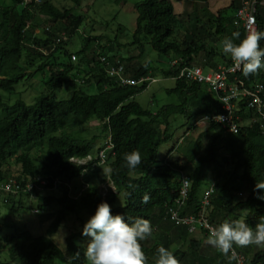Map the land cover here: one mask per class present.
<instances>
[{
    "label": "trees",
    "instance_id": "trees-1",
    "mask_svg": "<svg viewBox=\"0 0 264 264\" xmlns=\"http://www.w3.org/2000/svg\"><path fill=\"white\" fill-rule=\"evenodd\" d=\"M10 1L0 0V89L12 92L21 80L32 76L22 64L25 57L28 65L39 61L35 72L49 74L45 84L50 92L37 97L32 105L23 100L12 105L0 102V183L13 178L5 169L13 158L22 170L21 175L15 177L18 180L23 176L34 180L40 176L49 180L58 178L63 183L58 187L62 191L58 198L61 209L45 235L35 236L27 229L16 227L11 235L3 237L0 227V254L5 249L9 254V262L2 264H88L84 254L89 243L85 242L84 226L66 238L65 251L57 246L53 236L70 214H78L81 210L95 214L101 202L112 206L121 192L124 193L125 204L111 208L112 214L124 216L129 223L137 218H147L153 227V235L141 242L148 264H155L160 246L170 249L181 264H233L231 252L225 255L216 249L214 255L206 253L203 239L208 236L202 231L190 234L186 228L175 226L167 217V205L175 203L182 174L190 167L191 172L187 176L191 186L183 215L201 211L203 197L214 185L210 205L206 208L210 223L216 227L225 220L240 219V212L246 209L245 221L254 228L264 216V200L258 199L264 196V190H256L257 183H264V129L260 122L247 118L258 120L259 116L248 111L245 101H241L237 115L241 116L244 124H240L237 133H228L216 124L210 125L197 138L191 137L187 142L181 164L179 159H170L175 148L169 150L162 160L158 159V153L161 146L174 137L171 118L184 116L188 120L187 132H191L194 124L205 115L221 112L217 95L207 86L177 77L181 68L195 65L201 54L205 55L206 63L198 66L206 71L230 64L229 56L223 54L221 41L233 39L239 43L246 36L242 26L235 24V15L241 6L237 0L216 14L202 7L177 15L170 0H145L136 5L138 16L133 44L141 48L138 60L144 56L145 39L159 54L174 56L180 62L161 73L163 78L175 79V87L167 89V93L176 96L178 103L165 105L155 113L135 100L148 88L149 82L121 86L107 75L105 65L100 63L98 56H108L107 53L91 57L87 55L86 47L79 53L66 49L72 35L83 24V15L75 14L71 9H60L51 0H43L41 4ZM72 2L78 6L82 0ZM256 8L258 30L264 31V6L257 5ZM49 22L64 24L69 38L55 49L53 45L58 32L43 26ZM181 28L185 32L179 36ZM37 29L39 34H36ZM233 34H238V37ZM260 46L264 48V40ZM62 55L68 61H60ZM73 55L76 61H72ZM112 57L120 58L127 75L136 80L153 77L150 61L140 64L137 60L134 64V57L119 54ZM243 79L250 87L256 83L264 84V69L244 75ZM77 81L83 89H76L68 99H57V90ZM90 85H95L96 93L84 90ZM93 121L101 124L106 138L110 137L114 146L108 154L109 171L103 181L100 180V173L104 167L91 170L93 162L79 166L70 161L73 157L96 156L105 148V144L97 147V137L83 139L68 132V129L73 130ZM35 150H40V153L33 158ZM133 150L141 153L142 163L135 171H129L124 166L123 157ZM210 168L214 170L215 182L211 181L209 187L203 190ZM106 180L113 183L117 193L103 195L100 186ZM75 181H78L77 184L81 181L90 184L78 200L69 196L70 189L66 184ZM40 192L34 193L40 197ZM145 194L150 197L146 204L142 202ZM24 195L29 194L20 197ZM14 198L10 197L6 203L12 212L17 210ZM40 199L39 213L46 211L51 200ZM176 243H182L181 247L173 251L171 246ZM244 249L233 248L245 257L246 264H264V250L250 258Z\"/></svg>",
    "mask_w": 264,
    "mask_h": 264
},
{
    "label": "rangeland",
    "instance_id": "rangeland-1",
    "mask_svg": "<svg viewBox=\"0 0 264 264\" xmlns=\"http://www.w3.org/2000/svg\"><path fill=\"white\" fill-rule=\"evenodd\" d=\"M53 4L60 9H71L73 13L78 15H83L85 20L79 30L68 38L67 30L65 25L58 23H44V28H50L51 31L57 33L58 36L66 33L67 40L70 41L66 49L71 53H79L83 48H87V55L93 56V54L100 55L101 52L108 54L109 57L119 54L123 57H134V64L137 63L138 55L141 52V48L138 44L134 43V33L136 29L137 22V10L136 5L145 0H82L80 5H75L72 0H51ZM174 3L175 0H173ZM201 2V0H198ZM233 0H207L202 1L204 3H184V5H176V11L181 12V15L186 11L188 13L198 10L199 8L206 7V9L216 14L220 9L228 7L231 5ZM242 0H237L239 6ZM6 3H11L10 0H5ZM210 2V5L208 4ZM195 4V5H192ZM197 8V9H195ZM184 9V10H183ZM195 9V10H194ZM201 13V12H200ZM180 15V14H177ZM195 17V16H194ZM187 20L186 16L184 17ZM42 19V17H41ZM37 31V30H36ZM185 29H180L178 32L179 36L184 35ZM145 53L144 56L139 59L140 64H144L150 61L152 66V75L157 81L150 83L148 88L142 93L135 97V100L141 104L144 108L149 109L152 112H157L165 105L176 104L178 99L174 95H169L167 89H172L176 85V81L173 78H163L162 70L171 67V62L175 59L174 56H164L156 52L149 41L144 39ZM99 58V56H98ZM60 61H68L67 57L62 55L59 59ZM38 60L34 65H28L25 57L22 60L23 66L26 68L27 73L31 74V77H26L21 80L19 84L15 86V90L12 92H6L0 89V102L5 104H14L18 100H23L28 105L35 103L36 98L49 93V89L46 86V80L48 79V73L41 74L37 73L36 65ZM205 55L201 54L196 60L195 65L205 64ZM80 82H71L60 90H57L55 95L58 100L68 99L73 95L76 89H80ZM87 93L94 94L97 92L95 85H90L84 89ZM1 109V106H0ZM195 116L194 119L199 117ZM2 113H0V118ZM250 121L254 120V117L247 118ZM188 120L184 116H176L171 118V132L174 133V137L171 141L164 143L158 153V159L162 160L171 150L175 148V152L170 156L172 160H180V164L184 162L182 152L184 151L187 142L191 139L197 138L199 134L203 133L206 129L205 126L198 127L197 129H192L191 132H187ZM241 124H244L243 120ZM200 128V129H199ZM68 132L83 138L91 139L97 137L96 143L97 147L102 146L107 141L106 134L102 130V126L97 121L90 122L79 128L73 130L68 129ZM207 141L205 140V143ZM40 153V150H35L32 152V157L36 158ZM16 158L11 159L5 166V169L13 177H18L21 175V166L16 162ZM104 169H108L104 167ZM108 172V171H107ZM103 170L100 173L101 181L105 180V175ZM191 168L188 167L185 170L186 175L189 176ZM214 170L210 168L208 175L203 182V190L209 187V184L214 181ZM97 182V180H96ZM78 181L73 182V186L79 189ZM103 184V183H102ZM101 184V185H102ZM62 195L60 190H43L40 192V197L42 199H51L48 201L46 211L40 213H34L35 209H38V205L41 199L36 194L34 195H24L17 196L14 198V204L17 210L10 211L7 204L0 203V227L2 228L1 236H9L17 227L18 229H27L35 236L45 235L48 227L52 223L57 215L58 211L61 209L58 203V198ZM125 204L124 193L118 194L116 202L111 206L115 208L117 206H123ZM21 205V206H19ZM248 211L244 209L240 212V216L246 219ZM94 214L91 211L81 210L78 214H70L69 217L62 223L58 232L53 236L54 242L63 251L66 249V238L73 232H79L82 227L87 223L89 218ZM203 233V232H202ZM204 234V233H203ZM91 237L87 236L85 242H91ZM182 243L172 244L171 249L173 251L181 247ZM206 253L216 250V248L204 244ZM244 251L252 258L257 252L263 251L264 247H258L255 245L244 247ZM186 249V248H185ZM212 249V250H211ZM205 253V254H206ZM212 253V252H211ZM9 262L8 249H5L0 254V264ZM56 264H66L65 262H57ZM262 264V263H260Z\"/></svg>",
    "mask_w": 264,
    "mask_h": 264
},
{
    "label": "built area",
    "instance_id": "built-area-1",
    "mask_svg": "<svg viewBox=\"0 0 264 264\" xmlns=\"http://www.w3.org/2000/svg\"><path fill=\"white\" fill-rule=\"evenodd\" d=\"M33 1L37 4L43 2V0H24V3L28 4ZM257 5L264 6V0L260 2L259 0H242L241 6L235 15V24L242 26L246 35L251 31L258 30V21L256 18ZM39 33L40 30L37 29L36 34ZM66 36V33H64L56 37L53 49L63 41H66ZM99 60L100 63L105 65L107 75L115 79L121 86H138L145 82L153 83L157 81L155 78L151 77L136 80L128 76L124 63L118 57L110 58L109 56L102 55L99 56ZM72 61H76L75 55L72 56ZM179 63V59H175L171 62V67L179 65ZM232 69V61L228 65L219 66L216 70L209 69L206 71L203 67L198 65L185 66L180 69L177 79H183L188 82L207 86L212 93L217 95L221 104V112L205 115L194 124V129L205 125L207 129L210 125L216 124L228 133H237L242 121L241 116L237 115V111H239L238 105L241 101H245L244 103L247 104L248 111L259 116L258 120L255 118L252 122H260L261 127L264 129V84L256 83L254 86L250 87L243 79L244 75L242 71ZM113 148L114 146L111 138L108 137L105 148L99 151L96 156L89 155L83 159L73 157L70 161L79 166H86L90 162H93L91 170L98 166L107 167L108 154L111 153ZM85 170L86 168L84 171ZM185 179L188 180L187 183H185ZM62 183L63 182L58 178L49 180V178L37 176L34 180V178L23 176L18 180L13 177L6 182L0 183V200L7 203L10 197H17L22 194L34 195L35 191L40 192L45 189L57 190ZM72 183L73 182H67L66 184L70 189L69 196L75 200H78L90 186V184L82 183L81 181L79 189L74 190L76 187H74ZM190 186V178L183 173L181 188L177 199L173 205H167V217H169L170 221L173 222L175 226L186 228L190 234L202 231L208 236L209 227H215L210 223L206 215V208L210 205V195L213 192L214 185L206 191L202 200L203 208L201 211L194 214L183 215L182 210L184 206H186ZM100 188L104 196L108 195L110 192L117 193L116 187L109 180H106ZM34 213H39V209H36ZM231 256L233 264H246L245 257L234 250L231 251Z\"/></svg>",
    "mask_w": 264,
    "mask_h": 264
},
{
    "label": "clouds",
    "instance_id": "clouds-1",
    "mask_svg": "<svg viewBox=\"0 0 264 264\" xmlns=\"http://www.w3.org/2000/svg\"><path fill=\"white\" fill-rule=\"evenodd\" d=\"M233 35L238 37V34ZM262 40L264 31L259 30L249 32L239 43H235L233 39L222 40V51L231 58L232 70H240L243 75L249 76L264 69V48L260 46ZM123 159L124 166L129 171H135L142 163L138 150L126 153ZM107 171L109 170L103 169L104 174ZM187 182L185 179V183ZM256 190H264V183H257ZM258 199L264 200V196H259ZM149 200V195L145 194L142 202L146 204ZM1 202L3 201L0 200ZM83 235L92 238L84 254L88 264H148V257L141 243L153 235V227L147 218L126 222L124 216L112 214L109 203L101 202L95 214L84 225ZM206 243L225 255L233 251L234 246L264 247V216L260 217L254 228L243 218L225 220L219 226L209 227ZM155 264L181 262L170 249L160 246Z\"/></svg>",
    "mask_w": 264,
    "mask_h": 264
},
{
    "label": "crops",
    "instance_id": "crops-1",
    "mask_svg": "<svg viewBox=\"0 0 264 264\" xmlns=\"http://www.w3.org/2000/svg\"><path fill=\"white\" fill-rule=\"evenodd\" d=\"M170 1H171V2L173 3V5H174L175 13H176V14H181V12L178 13V12L176 11V5H177V4L183 6L184 3H189V2H193V3H204V2H202V1H207V0H201V2L198 1V0H175L176 3H174L173 0H170ZM193 3H192V5H195V4H193ZM208 4L210 5V2H208ZM183 10H184V9H183ZM184 13H186V11H185ZM187 13H188V12H187ZM195 129H197V128H195ZM205 243H206V239H203V244H205ZM204 247H205V246H204ZM211 250H212V249H211ZM211 252H212V253H211ZM211 252L208 251L209 254L214 255L215 250H212Z\"/></svg>",
    "mask_w": 264,
    "mask_h": 264
}]
</instances>
